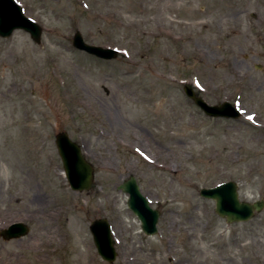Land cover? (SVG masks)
<instances>
[{"label": "rangeland", "instance_id": "1", "mask_svg": "<svg viewBox=\"0 0 264 264\" xmlns=\"http://www.w3.org/2000/svg\"><path fill=\"white\" fill-rule=\"evenodd\" d=\"M43 30L0 38V264H109L89 231L107 219L112 264H264V210L226 224L199 191L236 182L264 201V0H16ZM119 50L100 60L72 47ZM242 116L208 118L183 93ZM252 117V119H249ZM65 132L93 166L70 189ZM134 177L158 234L146 236L118 187Z\"/></svg>", "mask_w": 264, "mask_h": 264}, {"label": "water", "instance_id": "2", "mask_svg": "<svg viewBox=\"0 0 264 264\" xmlns=\"http://www.w3.org/2000/svg\"><path fill=\"white\" fill-rule=\"evenodd\" d=\"M17 30L28 33L34 43L38 45L41 43L42 28L24 14L17 1L0 0V38L7 39ZM72 47L106 61L116 59L119 54L118 50L114 48L88 44L79 31L73 35ZM183 92L208 118L236 120L242 116V112L229 102L210 105L196 96L190 87L185 86ZM55 146L70 189L74 192L89 191L94 183L95 171L84 158L80 146L73 142L65 132L55 135ZM118 190L128 196L127 207L140 222L141 232L146 236H155L158 233L157 225L160 213L151 208L149 201L142 195L136 179L132 176L129 177L118 187ZM237 190L236 182L228 181L211 188H203L199 191V195L214 202L215 214L224 219L226 224L248 222L256 213L264 210V201L241 202ZM29 231V227L24 223H12L0 231V237L5 241L21 239L28 235ZM89 231L100 258L109 264L114 263L118 253L113 243L112 228L108 220L96 219L92 221Z\"/></svg>", "mask_w": 264, "mask_h": 264}, {"label": "snow or ice", "instance_id": "3", "mask_svg": "<svg viewBox=\"0 0 264 264\" xmlns=\"http://www.w3.org/2000/svg\"><path fill=\"white\" fill-rule=\"evenodd\" d=\"M249 119H252V117H249Z\"/></svg>", "mask_w": 264, "mask_h": 264}]
</instances>
